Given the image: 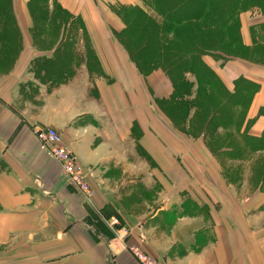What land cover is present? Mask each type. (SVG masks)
<instances>
[{"label":"crops","instance_id":"1","mask_svg":"<svg viewBox=\"0 0 264 264\" xmlns=\"http://www.w3.org/2000/svg\"><path fill=\"white\" fill-rule=\"evenodd\" d=\"M12 1L11 28L0 23V264H140L132 246L165 264H264V208L237 205L216 180L204 137L178 134L156 113L153 93L170 88L169 98L173 83L162 69L140 74L110 31L125 28L122 21L102 19L99 0H51L87 19L38 22L25 0ZM257 12L242 13L250 45L254 28L264 43ZM239 73L258 84L250 130L261 136L264 69L250 72L242 63ZM37 126L61 132L92 196L68 183ZM138 140L154 167L138 153ZM182 194L203 210H183Z\"/></svg>","mask_w":264,"mask_h":264},{"label":"rangeland","instance_id":"2","mask_svg":"<svg viewBox=\"0 0 264 264\" xmlns=\"http://www.w3.org/2000/svg\"><path fill=\"white\" fill-rule=\"evenodd\" d=\"M25 2L30 19L36 22L87 19L82 15H68L60 6L52 5L51 0ZM203 2L99 0L102 19L109 20L107 16L112 14L125 26L110 31L123 45L140 74L146 77L155 69H166L172 73L169 77L174 91L170 97L165 96L170 88L163 96L155 92L152 95L156 113L178 134L183 133L193 139L204 137V147L213 155L218 168L216 180L226 185L228 190L231 188L237 205L249 202V207L261 204L260 208H264V134L256 136L250 130L254 121L250 109L258 84L239 73L242 63L250 72L264 69V43L255 40L256 28L250 30L252 44L246 43L242 25L244 12L258 10L260 13L257 14L264 16V0H222L220 4L217 0ZM12 7V0H0V23L3 26L8 24L10 28L15 20ZM254 21L256 18L251 22ZM178 76L180 79L176 80ZM137 145L138 153L154 167L153 159L139 140ZM160 175L165 181L173 180L167 173ZM186 175L181 180L189 181ZM156 181L161 186L159 174ZM227 181L237 187L230 186ZM140 186L137 192L138 213L145 207ZM184 196L183 210L192 212L194 205L203 210L204 206H200L196 199L185 194L180 197ZM217 196V203L223 201L220 195ZM206 206L209 207L208 204ZM217 207L218 211L222 209L219 204Z\"/></svg>","mask_w":264,"mask_h":264},{"label":"built area","instance_id":"3","mask_svg":"<svg viewBox=\"0 0 264 264\" xmlns=\"http://www.w3.org/2000/svg\"><path fill=\"white\" fill-rule=\"evenodd\" d=\"M36 134L46 151L57 160L68 183L79 193L92 196L93 191L77 155L64 143L61 132L52 126H37ZM115 219L113 224L117 223ZM127 234V233H125ZM141 264H164L139 246L130 247Z\"/></svg>","mask_w":264,"mask_h":264},{"label":"trees","instance_id":"4","mask_svg":"<svg viewBox=\"0 0 264 264\" xmlns=\"http://www.w3.org/2000/svg\"><path fill=\"white\" fill-rule=\"evenodd\" d=\"M217 1H218L217 4H218V3L220 4V3L222 2V0H217ZM206 2H207V0H206V1L204 0L203 4H206ZM56 5L59 6V4H56ZM222 15L224 16V13H223ZM45 20H47V19H45ZM45 20H41V21H45ZM38 21H40V20H38ZM132 58H133V57H132ZM133 59H134V58H133ZM142 65H143V67L145 68L144 64H142ZM165 72H166V74H168V76H170V74L172 75V73L169 74V72H167L166 69H165ZM169 78H171V77H169ZM179 79H180V77L178 76L176 80H179ZM173 86H174V84H173Z\"/></svg>","mask_w":264,"mask_h":264}]
</instances>
